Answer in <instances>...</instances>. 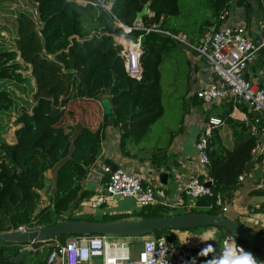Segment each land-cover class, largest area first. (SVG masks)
I'll return each mask as SVG.
<instances>
[{
  "label": "trees",
  "instance_id": "16d2710c",
  "mask_svg": "<svg viewBox=\"0 0 264 264\" xmlns=\"http://www.w3.org/2000/svg\"><path fill=\"white\" fill-rule=\"evenodd\" d=\"M87 1L91 3L83 6L71 0H34L38 4L40 25L29 15L21 14L17 50L0 51V80H17L24 84L26 80L21 72H28L35 82L39 100L32 115L23 114L18 119L21 128L16 132L17 142L0 144V233L37 226L49 228L61 221L133 220L127 216L76 217L73 212L92 198L89 192L83 191L82 182L101 155L106 129L119 130L120 148L125 153L129 143L143 142L151 126L163 116L160 66L163 53L173 38L161 32L170 34L164 28L166 18L179 16L180 7L176 0L169 3L168 0H153L150 9L155 17L144 16L142 21L146 27H152L161 16L165 17L158 28L160 32L134 31L125 39L119 25L132 27L149 0ZM258 2L264 13V0ZM233 5L232 0H211L212 18L203 24L201 34L204 30L218 29L222 13ZM235 5L250 10L249 0H239ZM116 39L126 51L131 42L138 43L141 39V80L127 72L123 46L117 44ZM104 95L110 100L113 126L109 125L104 108L101 119L91 115L93 107L96 109L102 103ZM194 100L198 103L196 97ZM4 102L7 103L4 108L8 110L11 101L6 93L0 92V109ZM70 103L75 110L66 109ZM48 105L50 111L44 123L50 121L60 126L58 133L48 129L43 135L38 131L43 124L40 111ZM228 105L230 110L221 116L225 123L233 122L229 118L232 105ZM67 118L77 124L65 132L69 124ZM240 126L247 138L233 150L224 146L218 129L213 131L210 139L208 173L214 181V196L197 200L195 208L175 216L193 213L225 216L223 210L234 203L242 186L239 179L245 177L247 169L255 162L253 151L258 147L257 139L251 137L244 124ZM48 173L53 177L49 178ZM44 196L49 197L50 206L39 211ZM217 196L221 197L222 207L217 206ZM170 213L171 209L159 203L141 210L134 220L163 218L171 216ZM214 229L221 232L222 246L229 233L222 228ZM169 232L140 237L153 236L171 241L167 237ZM72 237L58 239L65 242ZM236 240L255 256L257 262L264 263L263 250ZM26 245L29 244L0 242V264H48V248L41 249V245L35 244V251H28L24 250ZM206 254L211 264H221V257H215L213 251Z\"/></svg>",
  "mask_w": 264,
  "mask_h": 264
},
{
  "label": "built area",
  "instance_id": "2783aa9c",
  "mask_svg": "<svg viewBox=\"0 0 264 264\" xmlns=\"http://www.w3.org/2000/svg\"><path fill=\"white\" fill-rule=\"evenodd\" d=\"M237 1L239 0H232L233 7L222 13L220 27L213 28L200 40L198 46L192 47L209 64L213 76L212 82L198 90L194 97L208 108L231 104L229 118L243 123L251 137L257 139L258 147L253 151V156L257 158L264 137V87L249 80L247 71L249 64L264 47V43L258 45L253 41L246 24L229 25L231 10ZM103 7L110 10L108 6ZM36 16L39 17L38 12ZM148 17H155L150 9ZM119 27L123 29L125 37L134 31L160 32L157 26L146 27L142 20H137L132 27L124 25ZM161 33L170 35L167 32ZM136 45L139 49L142 48L141 39ZM142 55L141 50L137 65L132 67L131 53L122 51L127 72L137 80H141L142 77L140 62ZM224 124L225 122L218 117H207L203 121V130L198 135L195 148L198 164L207 171L210 166V139L213 131L223 127ZM103 172L108 177L105 194L102 193L84 204L93 211L102 208L114 198L134 199L140 210H145L158 205V200L166 197L165 190L145 184L140 175L129 170L118 168L113 172L112 167L103 166ZM201 178L204 180L202 181ZM243 180L244 176L240 177L239 181ZM213 184L214 181L209 177V173L196 177L186 186L185 194L193 201L212 198ZM217 206L222 207L220 196H217ZM257 210L264 212V204L258 206ZM39 245L41 249L50 250L48 264H98L99 261L101 264H196L191 248L167 238H153L146 241L136 258L133 257L130 243L125 239L109 236H74L65 242L53 238ZM24 250L35 251L30 244L24 246ZM221 264L264 263L257 262L255 256L240 246L233 235L227 234L222 241Z\"/></svg>",
  "mask_w": 264,
  "mask_h": 264
},
{
  "label": "crops",
  "instance_id": "0c3cea01",
  "mask_svg": "<svg viewBox=\"0 0 264 264\" xmlns=\"http://www.w3.org/2000/svg\"><path fill=\"white\" fill-rule=\"evenodd\" d=\"M74 1L83 6L91 3L87 0ZM93 5L95 6V4ZM249 8L250 10L248 11L244 7L235 5L231 10L229 25L246 24L253 41L258 45L263 44L264 13L259 6L258 0H249ZM123 37L126 39L125 36ZM192 59L196 75L192 96L194 98V94L198 90L212 82L213 76L210 66L205 59L200 56L197 59ZM247 77L260 87H264V47L249 64ZM229 110L230 106L228 103L219 107L208 108L198 101V103L192 106L189 117L176 134L172 133L169 138L167 136L162 143H153L149 137L139 144L129 143L124 150L125 153H129L128 155L120 148L121 134L119 130L115 128L106 129L101 155L96 164L91 167L87 178L82 182L83 191L89 192L92 196L91 199L96 198L102 193L105 194L108 177L103 172V166L112 167L115 165L118 168H123L140 175L145 184L165 190V199H159L158 203L171 209L172 213L170 215L181 214L195 208L196 201H193L185 194L186 186L192 179L208 174V171L203 169L197 162L195 146L198 135L203 130L205 118H221ZM231 121L233 122L225 123L223 127L218 129L224 146L228 150H233L247 138V135L241 131L240 125L243 123L233 119ZM173 134H175L174 137H172ZM259 152L258 157H261L260 163L256 162L258 157L254 158L255 162L248 168L249 170L247 169L234 203L226 206L223 211L227 218L235 220L264 236V233H262L264 232V219L261 221V219L254 220L251 218L252 215L261 211L257 210V207L264 204V138L261 140ZM158 166L160 168H157ZM50 174L49 178L53 177V174ZM163 174L166 175L165 179H161ZM116 199L114 198L113 200ZM87 201H84L80 206L84 208V212L80 211V208L75 209L73 212L74 216L92 218L127 216L134 220L137 219L136 215L141 211L134 199L116 200L111 206L109 213L105 210L102 212H99V209L96 211L91 210L84 205ZM48 204L49 207L50 199ZM214 231L217 235L213 233ZM220 236L221 232L214 228L194 231L177 230L170 231L167 234V237L171 238V241L185 244L193 250L196 264H211L210 258L206 254L208 251H213V253L216 251L217 256L214 254L215 257H221L222 246L220 244ZM153 238L155 237L146 236L126 238L125 240L130 244L133 243L132 254L136 258L142 250L144 243Z\"/></svg>",
  "mask_w": 264,
  "mask_h": 264
},
{
  "label": "rangeland",
  "instance_id": "374dc122",
  "mask_svg": "<svg viewBox=\"0 0 264 264\" xmlns=\"http://www.w3.org/2000/svg\"><path fill=\"white\" fill-rule=\"evenodd\" d=\"M170 1L172 0H168L167 3ZM210 1L211 0H176L180 7L179 16L166 18L164 28L170 32L173 42L169 44L166 51L163 53L160 66L164 114L149 130L147 137H149L153 143H162L167 136L169 138L172 133L176 134L183 126L185 120L189 117L191 108L195 104V100L192 96L196 75L192 58L197 59L200 55L192 47L198 46L203 24L212 18ZM37 7L38 4H35L34 0H0V51L17 50L18 18L21 14L29 15L40 25L38 17L36 16L38 11ZM164 18L165 17L161 16L155 26L159 28L161 24L164 23ZM86 20H88V17ZM212 29L213 28L204 30L200 39L210 33ZM116 42L122 45L117 39ZM133 44L136 45L138 43ZM124 50L125 48L123 46V51ZM21 73L26 80L24 84L17 80H0V92L6 93L12 104L11 107L6 110L4 107L7 103H1L3 108L0 109V144H14L17 142L16 132L21 128V125H18V119L23 114L32 115L33 110L39 104V100L36 98L37 91L35 82L28 72L22 71ZM69 106L66 108L69 111L76 109H74L72 103H70ZM56 108L57 107H55V109ZM93 110L94 113H91V115L101 119L103 114L102 103L98 105L96 109L93 107ZM49 111L50 105L44 107V109L40 111L43 124L38 127V131L43 135H46L48 129L51 131L54 130L52 133H58L59 130V124H51L50 121L44 123ZM67 123L69 124L65 128V132L71 131L74 125L77 124L72 121L71 118H67ZM50 175L51 174L48 173L49 177ZM45 198L42 199L39 210L48 207L49 197ZM119 199L121 198H117L116 200ZM116 200L110 199L109 202L98 211L102 212L105 210L109 213L111 206ZM79 208L80 211L84 210L82 207ZM251 218L254 220L261 219V221H263L264 212L258 211L255 215H252ZM213 233L217 235L215 231ZM132 244L133 243H131V246H133ZM99 262L101 264V261Z\"/></svg>",
  "mask_w": 264,
  "mask_h": 264
},
{
  "label": "water",
  "instance_id": "95a60500",
  "mask_svg": "<svg viewBox=\"0 0 264 264\" xmlns=\"http://www.w3.org/2000/svg\"><path fill=\"white\" fill-rule=\"evenodd\" d=\"M152 2L153 0H149V3L138 15L137 20H142L144 16H148L149 7ZM142 73L143 68L141 70V75ZM101 100L104 108V114L109 117V125L113 126L111 116L112 107L108 95H104ZM112 168L113 172L118 169L115 165H113ZM165 178L166 175L163 174L161 179ZM210 227L225 229L235 238L241 241H246L264 251L263 235L239 224L235 220L227 218L226 216H214L205 213H193L140 220L123 219L107 223L61 221L49 228L37 226L33 228H22L11 233H0V242L35 245L61 236H109L112 238L126 239L162 231L194 230ZM214 254L217 256L216 251H214ZM220 254H222V252ZM216 264L220 263L217 262Z\"/></svg>",
  "mask_w": 264,
  "mask_h": 264
},
{
  "label": "bare ground",
  "instance_id": "6f19581e",
  "mask_svg": "<svg viewBox=\"0 0 264 264\" xmlns=\"http://www.w3.org/2000/svg\"><path fill=\"white\" fill-rule=\"evenodd\" d=\"M128 52L132 55L130 57V66L135 67L138 63V58L141 53V49H139L137 45L130 43V48Z\"/></svg>",
  "mask_w": 264,
  "mask_h": 264
}]
</instances>
